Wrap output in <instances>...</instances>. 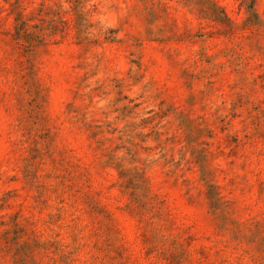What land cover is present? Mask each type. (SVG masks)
<instances>
[{"label":"rangeland","instance_id":"1","mask_svg":"<svg viewBox=\"0 0 264 264\" xmlns=\"http://www.w3.org/2000/svg\"><path fill=\"white\" fill-rule=\"evenodd\" d=\"M0 264H264V0H0Z\"/></svg>","mask_w":264,"mask_h":264}]
</instances>
